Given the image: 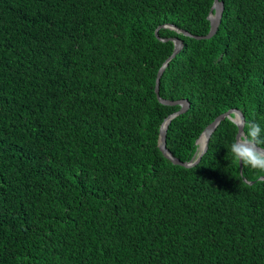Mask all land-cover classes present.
I'll use <instances>...</instances> for the list:
<instances>
[{"label": "trees", "instance_id": "trees-1", "mask_svg": "<svg viewBox=\"0 0 264 264\" xmlns=\"http://www.w3.org/2000/svg\"><path fill=\"white\" fill-rule=\"evenodd\" d=\"M0 0V264H264V172L228 151L264 129V0ZM158 29V37L155 30ZM233 117V114L231 115ZM247 128H243L246 132ZM264 138V132L261 133Z\"/></svg>", "mask_w": 264, "mask_h": 264}, {"label": "water", "instance_id": "water-1", "mask_svg": "<svg viewBox=\"0 0 264 264\" xmlns=\"http://www.w3.org/2000/svg\"><path fill=\"white\" fill-rule=\"evenodd\" d=\"M222 11H223V3L219 0H214L212 7L209 11V15H208V20H209V24H210V29L209 32L202 37H197V36H192L190 35L188 32L186 31H182V30H177L175 27H173L172 25H163L161 26V28H169L171 30H176L177 32H180L186 36L195 38V39H210L217 31L220 21H221V17H222ZM160 27H158L155 30V36L156 38L158 37V29ZM166 40H171L173 42V51L171 56L164 62V64L161 66V68L158 70L157 75H156V80H155V94L157 96L158 101L163 104V105H169V106H179V110L174 112L173 114L169 115L167 118L164 119L163 123L161 124L160 130H159V139H158V148L161 151V153L167 158L169 159L173 164L175 165H180L183 167H191L196 165L202 155L207 151L208 148V141L209 138L211 136V134L213 133V131L215 130V128L218 126V124L224 120V119H229L230 121L234 122L237 126L238 122L244 123V116L242 114V112L240 110L237 109H230L228 111H226L223 114H220L219 116H217L209 125H207L205 127V129L203 130L202 134H205L206 136V140L205 143L202 147V149L200 151L197 150L195 151V154L192 158V160L190 162H180L179 160H177L176 158H174L171 153L167 150L166 148V131H167V126L170 123L171 119H173L175 116H178L182 113H184L188 108H189V103L186 100H179V101H170V100H165L159 97L158 94V89H159V79L168 63V61L177 54V52L181 49L182 47V42L176 38H172V39H162L161 41H166ZM233 114V117L231 116ZM243 133V128L238 127L237 126V134H236V138L241 135ZM200 135V136H201ZM199 136V138H200ZM198 138V139H199ZM235 138V139H236ZM196 140V144L197 141ZM239 167L240 170L242 168V162H239Z\"/></svg>", "mask_w": 264, "mask_h": 264}, {"label": "clouds", "instance_id": "clouds-1", "mask_svg": "<svg viewBox=\"0 0 264 264\" xmlns=\"http://www.w3.org/2000/svg\"><path fill=\"white\" fill-rule=\"evenodd\" d=\"M237 126L246 127L247 131L233 140L228 151L243 165L264 172V138L261 136L264 129L251 122H238Z\"/></svg>", "mask_w": 264, "mask_h": 264}, {"label": "bare ground", "instance_id": "bare-ground-1", "mask_svg": "<svg viewBox=\"0 0 264 264\" xmlns=\"http://www.w3.org/2000/svg\"><path fill=\"white\" fill-rule=\"evenodd\" d=\"M205 140H206V136H205V134H202L197 141L198 151H200L202 149V147L205 143Z\"/></svg>", "mask_w": 264, "mask_h": 264}]
</instances>
